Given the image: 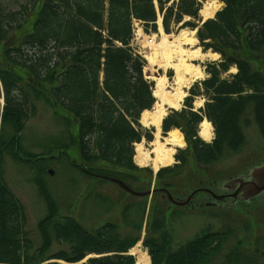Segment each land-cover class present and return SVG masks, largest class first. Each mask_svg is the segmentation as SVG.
<instances>
[{"label": "trees", "instance_id": "trees-1", "mask_svg": "<svg viewBox=\"0 0 264 264\" xmlns=\"http://www.w3.org/2000/svg\"><path fill=\"white\" fill-rule=\"evenodd\" d=\"M202 1L174 0L167 5L168 0H157L158 10L153 0H28L18 2L16 8L0 2L1 127L22 128L30 103L21 84L26 82L43 93L62 117L64 138L67 124L73 126L75 136L70 139L89 170L129 180L133 185L137 182L131 174L137 169L132 160L133 142L153 137L141 129L138 119L154 104L152 84L143 75L145 60L129 45L133 20L141 21L145 31H156L159 11L163 29L169 32L184 15L200 20ZM219 1L223 6L198 26L196 37L203 51L218 52L220 59L205 65L207 76L191 85L185 100L203 95V107L195 111L189 106L187 111L175 112L188 118L184 131L192 157L199 164H209L222 156L223 150L243 144L242 124L249 123L245 119L248 110L264 136V74L252 64L254 57L264 56V0ZM183 26L195 27L189 20ZM232 65L237 71L229 78L223 76ZM203 119L214 127L210 143L196 136L195 125ZM175 126L179 125L170 115L163 118V132L178 129L172 128ZM66 140L69 146L71 141ZM62 151L65 148L60 154H67ZM174 157L179 163L173 168L186 162L179 152ZM97 163L101 166L95 167ZM166 170L171 169L160 168L156 177ZM47 204L50 209L49 199ZM154 210L151 230L155 235L144 240L151 264L213 263L222 250L226 231H208L171 250L162 231L164 213L158 205ZM53 218L48 213L39 224L45 244L51 230L59 243L69 244V249L50 258L67 264H135L127 251L138 235L129 241L110 221L90 232L73 217ZM23 223L20 203L0 180V264H36L37 255L29 252L31 240L22 236ZM88 252L100 255L77 263ZM245 261L239 247L225 255V264Z\"/></svg>", "mask_w": 264, "mask_h": 264}, {"label": "rangeland", "instance_id": "rangeland-1", "mask_svg": "<svg viewBox=\"0 0 264 264\" xmlns=\"http://www.w3.org/2000/svg\"><path fill=\"white\" fill-rule=\"evenodd\" d=\"M22 1L28 0H0L8 8H16L17 3ZM154 1L156 2V0ZM171 1L168 0V4ZM216 3L215 6L214 4L212 6L211 0H204L201 4V10L198 12L199 17L201 19L206 18L201 13L205 5H208L214 12L222 6V3ZM182 19V22L187 20L192 22L195 25L193 28L195 31L191 30L190 26H183L184 22H181L182 24L178 28L172 25L170 30L175 34H167L166 36L174 38L172 44L175 47L173 49L182 50L184 55L195 49H199L200 53L209 54L204 59L199 58L191 61L185 57L186 64L193 65V68L197 67L199 70V76L194 79L192 85L207 76L204 71L205 65L208 62L218 61L220 55L209 50L202 51V45L196 37L197 27L200 25L199 20L191 16H183ZM140 24L138 22L134 24L135 29L139 28L136 37H138V40L143 39L142 43H145L146 35L151 32L150 30L145 31ZM158 27L160 30L159 24ZM182 30L187 31V37L193 36L196 39L194 46H188L181 41L182 37L179 36L182 35L180 34ZM189 31L194 32V34H189ZM152 39L153 43L151 45L158 41L153 36ZM166 39L168 40L167 37ZM138 40L137 44L134 43L133 46L145 60L143 74L151 82L152 90L155 88V83L164 75L167 78L165 90L171 93L175 78L174 70L170 68V65L166 67L167 65H165L163 59L160 60L161 63L153 64L152 52L155 48L150 47V44L142 47ZM161 50L160 57H163L166 51ZM213 54L217 57L211 58ZM254 58L252 64L264 74V56ZM168 60L175 65L179 62L178 58L174 56ZM236 71L237 67L232 65L223 73V76L229 78ZM21 84L23 89L27 91L26 95L30 100L29 113L22 119V128L19 131H16L9 124H5L3 128L0 124V180L21 205L24 213L22 236L31 240L32 247L29 252L37 255L36 264L68 263L64 260L50 258L60 250H68L69 244L62 241L59 243L51 230H49V241L45 244L39 224L48 213L53 214L54 220H60L64 216L73 217L90 232L102 226L105 222H114L120 234L129 241H132L135 236H139L138 240L133 241V246L128 251L129 254L133 255L135 264H138L137 248L144 250L143 252L149 258L148 264H151L152 258L149 245L145 244L144 240L150 235H155V232L151 230L153 228L151 217L156 214L155 205L160 206L164 213L162 215L164 217L162 231L166 232V238L170 240L171 250H175L178 246L208 231H226L228 235L222 242V250L212 264H225V255L236 247H239L246 257V261L239 264H264V205L259 204V201L242 203L241 200L236 202L227 199L225 202H218L217 205H205L210 196L206 192H198L194 202L195 206H193L194 204L190 205L191 207L189 205L177 206L171 204L167 199H163L161 191L153 192L147 196L130 195L112 181L92 177L74 166V164H78L87 169V164L80 160L73 138L70 139L71 136H75L73 126L69 127L67 124V138H64L66 136L64 120L54 111L53 106L46 100L44 94L34 90L33 86L28 85L26 82ZM185 90L186 93L181 106L172 111L169 108L168 111L172 121L179 125L173 128H178L181 131L171 129L169 132L175 133L177 131L179 134H183V146L177 148L169 144L167 147L175 148L176 151L173 156L178 152L180 155H184L186 162L173 168L178 165L179 160L172 156V162L162 167V169L169 168L171 170L163 171L161 175L156 177L157 172L153 171L150 159L139 155L134 146L135 144H142L145 149H150L149 143L154 140V129L149 126H141L144 132L152 133L153 138L150 142L142 138L140 143L132 145L135 153L133 163L137 166V169L131 171V174L135 176L134 178H137V182L132 185L134 189L136 188L135 190L146 191L153 187L159 189L165 185L175 198H184L188 192L200 186L221 193L225 182L232 180L237 174H243L247 167L255 166L263 160L264 153L254 151L262 149L260 145L264 143V136L256 125L252 111L248 110L245 119L249 123L242 124L245 135L243 144L237 149L227 148L223 150V155L210 161L209 164L197 163L192 157L191 149L188 146L189 141L184 131L187 128L188 118L187 116L181 117L175 112H179L181 109L187 111L189 106L198 111L203 107L205 97L203 95L188 97L189 100L185 101L189 95V87ZM1 104L0 100V116L3 106ZM199 129L200 124H196V136L202 141L210 143L215 134L212 123L208 126L207 134L204 136L198 134ZM167 133L163 132L161 128V139L166 138ZM65 139H67V142L71 141L69 146L64 143ZM248 146L254 148L247 152ZM64 148L67 154L61 155L60 151ZM260 155H263V157ZM94 166L98 167L101 164L97 163ZM50 170H52V173L49 172ZM127 181L129 182V180ZM47 199L52 203L50 209ZM90 253L92 254L86 256L100 255L94 252Z\"/></svg>", "mask_w": 264, "mask_h": 264}, {"label": "bare ground", "instance_id": "bare-ground-1", "mask_svg": "<svg viewBox=\"0 0 264 264\" xmlns=\"http://www.w3.org/2000/svg\"><path fill=\"white\" fill-rule=\"evenodd\" d=\"M176 1V0H175ZM218 2L217 0H211V5L215 6V3ZM217 4V3H216ZM201 10V9H200ZM203 15L207 17H211L214 13V11L209 8L208 5L204 6V10L201 12ZM160 17V16H159ZM158 17V24L160 26V32H162V26L161 20ZM186 17V16H185ZM195 31V30H193ZM187 31L182 30L180 34H182L179 37H182L183 42H185L188 46H194L196 43V39L193 36H186ZM191 35L194 34V32H190ZM179 34V35H180ZM155 38V36H153ZM164 39H161V41H157L155 44L151 45L153 43L152 40L145 39V46L150 44L153 48L152 52V63L156 64L160 62V60H165V65L168 67L170 65V68H172L175 72V78L172 83L171 87V93L166 92L165 88L167 85V78L163 75L159 78V80L155 83V88L152 90V94L155 98V104L153 106V110L146 111L144 113H141L139 122L143 126H149L154 129V140L149 143L150 149H145L144 145L142 144H135L136 151L139 155L143 156L144 158L150 159V164L153 169V171L159 170L163 166H167L172 162V156L175 153V148H169L167 147L169 144L175 147H182L183 141H182V135L179 134L177 131L175 133L169 132L167 133L166 138H162L160 136L161 133V126H162V120L163 118L168 114L169 108L178 109L181 106V103L183 101V98L185 97L186 88H188L191 83L194 81V79H197L196 77L199 76L198 68H193V65L190 66L189 64H186L184 60L185 57H187L190 61L196 60L199 58H206L209 54H203L199 52V49L192 50L190 53L183 54V51L180 49H173V40L174 38H170L168 36H164ZM168 38V40L166 39ZM187 37V38H186ZM170 39V41H169ZM147 43V44H146ZM197 48V47H196ZM161 49H164L165 55L163 57H160ZM218 54V53H217ZM219 55V54H218ZM176 57L178 58V63L171 64L169 62L170 57ZM217 57L216 55H211V58ZM149 59V56H148ZM161 63V62H160ZM164 65V66H165ZM165 67V68H166ZM153 79V77H151ZM152 108V107H151ZM211 123L207 121L206 119H203V121L200 123V129H199V135L204 136L207 134V128ZM180 131V130H179ZM181 132V131H180ZM163 143H162V142ZM141 142V141H140ZM138 142V143H140ZM135 154V153H134ZM134 157V156H133ZM174 158V156H173ZM136 249V247H134ZM134 249V250H135ZM129 251V250H128ZM144 250H141V248L136 249V253L138 255V264H148L149 258L147 257L146 253L143 252ZM89 254V253H88ZM87 254V255H88ZM91 256V255H90ZM84 260V259H83Z\"/></svg>", "mask_w": 264, "mask_h": 264}, {"label": "water", "instance_id": "water-1", "mask_svg": "<svg viewBox=\"0 0 264 264\" xmlns=\"http://www.w3.org/2000/svg\"><path fill=\"white\" fill-rule=\"evenodd\" d=\"M82 170L84 172H86L87 174H90L92 176H100V177H104V178L106 177L110 181L119 185L123 190H125L126 192L133 194V195L144 196V195H148L151 192V190H146V191L134 190L130 186H128L123 180L116 178V177H108V176H104V175H99V174L93 173L92 171H90L84 167H82ZM49 172L52 173V170H50ZM251 172H252L251 173L252 177L249 181H242V179L240 177H236V178L228 181L224 186L229 188L233 185V183L235 181H239L240 184L237 187L236 192H235L236 197L238 199L248 198L252 195H255L257 193L264 191V164L257 166V167H254ZM163 190L166 193L168 200H170L172 203L177 204V205L187 204L190 201L193 194L199 190L208 192L215 199L224 198V195H217L211 189L206 188V187H201V188L193 190L185 199H175L172 197V195L168 192L167 189L163 188ZM207 204H209V203H207Z\"/></svg>", "mask_w": 264, "mask_h": 264}, {"label": "flooded vegetation", "instance_id": "flooded-vegetation-1", "mask_svg": "<svg viewBox=\"0 0 264 264\" xmlns=\"http://www.w3.org/2000/svg\"><path fill=\"white\" fill-rule=\"evenodd\" d=\"M260 146H262V149H264V143H263V145H260ZM253 148L254 147H252V146H248L247 152H248V150H252ZM262 149H258V150L254 151V152L258 151V153L259 152H263L264 153V150H262ZM260 156L263 157V155H260ZM261 164H264V157H263V160L261 162H259V164H257V165H261ZM257 165H255V166H257ZM252 167H254V166L247 167L245 169V171L243 172V174H241V175L237 174L234 178L240 177L242 179V181H249L251 179V177H252V174H251V170H252L251 168ZM249 169H251V170H249ZM234 178H232V179H234ZM228 181H230V180H228ZM226 183L227 182H225L223 184V191L221 193H219V194H226V195L224 196V199H221L220 201L218 200L217 203L218 202H225L227 199H231L232 201H236V202L241 200L242 203L244 201L245 202L249 201L250 203H254L256 201H259L260 202L259 204H261V205L263 204L264 205V191L259 193V194H257V195H255V196H250L248 199H246V198L238 199L236 197L235 192H236V189L239 186L240 182L239 181H235L233 183V185L231 187H229V188L224 186ZM161 197L163 198L162 195H161ZM195 198L196 197H193V199H192V201L190 203H194L195 202ZM208 198L210 200L214 201V199L212 197H208Z\"/></svg>", "mask_w": 264, "mask_h": 264}, {"label": "built area", "instance_id": "built-area-1", "mask_svg": "<svg viewBox=\"0 0 264 264\" xmlns=\"http://www.w3.org/2000/svg\"><path fill=\"white\" fill-rule=\"evenodd\" d=\"M164 36H165V35H163V39H164Z\"/></svg>", "mask_w": 264, "mask_h": 264}, {"label": "crops", "instance_id": "crops-1", "mask_svg": "<svg viewBox=\"0 0 264 264\" xmlns=\"http://www.w3.org/2000/svg\"><path fill=\"white\" fill-rule=\"evenodd\" d=\"M142 29V28H141ZM138 31V30H137ZM204 52V51H203Z\"/></svg>", "mask_w": 264, "mask_h": 264}]
</instances>
